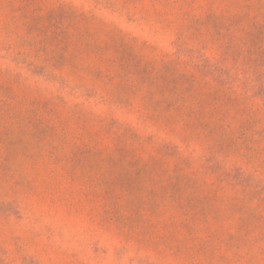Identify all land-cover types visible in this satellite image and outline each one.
Returning a JSON list of instances; mask_svg holds the SVG:
<instances>
[{
    "label": "rangeland",
    "instance_id": "374dc122",
    "mask_svg": "<svg viewBox=\"0 0 264 264\" xmlns=\"http://www.w3.org/2000/svg\"><path fill=\"white\" fill-rule=\"evenodd\" d=\"M0 264H264V0H0Z\"/></svg>",
    "mask_w": 264,
    "mask_h": 264
}]
</instances>
